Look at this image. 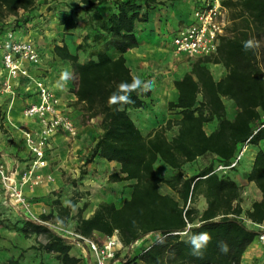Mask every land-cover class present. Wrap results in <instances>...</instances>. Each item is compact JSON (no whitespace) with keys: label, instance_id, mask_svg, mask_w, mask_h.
<instances>
[{"label":"trees","instance_id":"1","mask_svg":"<svg viewBox=\"0 0 264 264\" xmlns=\"http://www.w3.org/2000/svg\"><path fill=\"white\" fill-rule=\"evenodd\" d=\"M37 1L0 0V22L13 15L14 28L25 25ZM79 1L85 5L87 32L74 52L65 44L54 45L53 52L71 65V92L81 120L86 123L99 118L101 132L83 164L94 157L115 161L118 171L110 173L107 180L133 182L129 198H124L120 207L101 201L88 217H83L88 206V201H84L71 215L84 194L76 190L65 204L57 195L51 201V210L39 214L38 219L58 221L61 225L74 219L75 231L85 237H93L94 232L106 237L115 234L125 248L115 258L124 264H246L242 261L243 252L264 231L247 226L239 217L242 186L232 176L242 158L224 171L216 167L229 166L244 145L257 146L250 169L242 175L259 189L261 199L252 202L245 215L256 225L264 223V149L259 146L264 140V0H222L228 24L217 54L228 63V73L215 80L205 65L214 55L195 58L189 71L172 81L177 98L168 101L166 109L174 113V118H167L145 135L130 111L146 108L144 98L149 90L125 87L137 80L123 53L138 45L136 24L146 22L149 10L159 2ZM58 23L65 33L76 28L72 9L60 14ZM248 40L258 42V46L245 51L243 43ZM88 48L85 60L79 61L78 52L85 53ZM110 49L119 55L111 58L107 53ZM124 96L127 101L121 99ZM224 99L235 108L232 118L227 117ZM213 120L217 121L216 128L206 133L204 124ZM174 127L169 136L167 132ZM198 158H206L207 163L188 175L184 167ZM157 163L170 172L160 176ZM83 174L84 170H80L78 179L68 176L66 180L76 187ZM161 184L169 192H162ZM200 195L205 200L201 211L193 205ZM15 229L24 237L43 233L46 242L31 248L52 254L57 264H79L80 259L70 254V240L49 225L26 218ZM186 229V235L180 234ZM203 232H208L212 240L199 258L192 255L189 240ZM139 240L142 245L136 248L133 245ZM220 241L229 246L227 254L220 251Z\"/></svg>","mask_w":264,"mask_h":264},{"label":"crops","instance_id":"2","mask_svg":"<svg viewBox=\"0 0 264 264\" xmlns=\"http://www.w3.org/2000/svg\"><path fill=\"white\" fill-rule=\"evenodd\" d=\"M158 2L153 9L149 10L148 20L136 24L138 45L126 50L123 56L136 80H142V75L148 69H152L154 61L161 63L158 71L155 69V76L151 77L155 88L152 96L156 100H162L166 106L168 101H175L177 98V91L173 87L172 81L180 78L190 69V66H188L180 75L172 77L166 68V64L162 63L163 55L167 51H171L168 36L170 35L171 37L179 27L190 21L192 10L197 0H158ZM71 9L77 26L65 33L63 26L58 23V17ZM84 13L85 5L79 0H38L35 9L29 13V21L25 25L15 28L17 38L29 39L41 50V69H34L32 73L38 74L41 70L45 71L47 81L51 87L63 102H69L74 109L76 120L80 125V131L75 139H69L59 134L53 136L52 150L46 156L45 166L37 171L38 178L34 183L23 187V194L29 202L30 213L28 214L20 205H13L16 211H11L10 214H7L12 221L22 220L23 222L26 218L36 219L39 214L48 213L51 210V201L57 195H59L60 201L65 204L76 190L85 191L82 190L80 184L74 187L66 180L68 176L71 178L79 177L80 170H84V177H90L92 173L100 172L102 176H106V180L110 173L118 171L119 164L117 162L106 161L99 157H94L93 161L85 165L81 164L85 158L89 157L90 148L101 132L98 127L99 118H92L86 123L81 120V111L79 106L74 105L75 96L71 92L74 79L71 65L69 62L61 60L53 52L54 45L62 44L67 45L68 49L74 52L75 46L81 42V37L87 32L84 27ZM19 15L22 14L20 13ZM14 19L15 16L11 15L0 22V29H2V25L12 23ZM107 53L111 58H116L119 55V52L115 49H110ZM212 57V60L205 63V65L213 78L218 80L228 73V63L219 54ZM78 59L81 62L85 60L84 53L81 51L78 52ZM5 77V71L0 65V155L3 156L8 166L18 172H22L27 169L31 161L30 153L22 138V130L30 127L31 123L22 114L25 105V101L21 97L22 91L17 89L14 98H10L7 93H2L1 83ZM150 85L151 83L146 81H142L139 84L143 90ZM225 100L230 103V109L229 105L225 104L227 117L232 118L235 108L230 100L224 99V103ZM216 126L217 121L213 120L204 124V130L206 133H210ZM139 129L144 135L152 130L143 133L141 128ZM259 146L264 149V140L259 142ZM256 150L257 146L246 145V150L242 157L245 170H241L238 167V171H235L232 178L242 186V213L239 216L240 219H243L247 226L264 231V223L256 225L245 215V211L250 208L252 202L261 199L259 189L253 182L247 181L242 175L243 172L250 169ZM199 159L192 164H188L193 165L192 170L197 168L196 164L199 163ZM63 174L65 178L62 176ZM107 181L105 187L99 186L91 192L87 199L84 196L81 197V200L72 208L71 215H75L77 208L84 201H88V206L82 213L83 217H88L101 201L113 202L116 207H120L124 198H129L130 184L133 181ZM0 190L5 197L1 184ZM54 192L58 194L54 196ZM83 193L85 195V192ZM122 194L123 199H120L119 197ZM116 198L119 199L117 203ZM22 222H19V224ZM94 234L102 235L99 232H94ZM34 238H37L35 234L24 237L15 227L7 228L0 225V264H11V259L15 261L18 257L20 258L18 264H57L52 254L31 248L32 245H35ZM80 248V255L74 253L72 247L70 254L78 257L80 259L79 264H83L84 261L87 262L86 251L84 247L80 246ZM24 251H27V254ZM36 252L38 253L37 258L34 259L33 256ZM21 254H24L25 257L23 258ZM262 260H264V244H261L258 237H255L243 252L242 261L246 264H257Z\"/></svg>","mask_w":264,"mask_h":264},{"label":"built area","instance_id":"3","mask_svg":"<svg viewBox=\"0 0 264 264\" xmlns=\"http://www.w3.org/2000/svg\"><path fill=\"white\" fill-rule=\"evenodd\" d=\"M226 22L227 8L222 4V0H197L190 21L171 35L172 54L190 59L216 55ZM0 34V65L6 74L1 83V91L7 93L10 98L16 96L17 89L22 91L21 97L25 101L22 114L31 123L30 127L22 130V138L31 157L29 166L18 172L8 166L0 155V184L11 204L20 205L30 213L23 187L34 183L38 178L37 171L45 166L46 156L52 150L53 136L59 134L75 139L79 134L80 125L70 103L63 102L47 81L45 71L32 73L34 69H41L42 52L37 45L29 39L17 38L11 23H5ZM245 150L246 145L229 166L217 165L216 170L224 171L235 166ZM35 220L57 230L70 240L71 244L85 247L93 256L94 264H124L115 258L119 243L115 234L105 236L99 244L93 237L82 236L75 229L65 228L58 221L38 218ZM189 227L190 224L187 229ZM187 229L180 234L186 235ZM258 240L264 244V232L258 235Z\"/></svg>","mask_w":264,"mask_h":264},{"label":"rangeland","instance_id":"4","mask_svg":"<svg viewBox=\"0 0 264 264\" xmlns=\"http://www.w3.org/2000/svg\"><path fill=\"white\" fill-rule=\"evenodd\" d=\"M224 32H225V30H224ZM168 37H169L168 39L170 41V38H171L170 35ZM262 47H264V41H262ZM89 51H90V48H88L85 51V53H84L85 58L87 57V54ZM162 61H163L162 63L166 64V68L170 72L171 76L176 77V76L180 75L183 71H185L188 68V66H190V63L192 61H194V59L186 58L185 56H174L172 54V52L169 50L165 53V55H163ZM160 64L161 63H159V62L157 63V61L156 62L154 61L153 67H151L152 69H148L145 72V74L142 75L143 76L142 80L138 79L139 82L146 81L148 83L149 82L151 83L150 86H147L145 88V90H149L148 95L145 96V99L147 102L146 108L134 109V110L130 111V115H131L132 119L134 120L135 124L139 128H141L143 133L148 132L149 130L157 127L159 124L164 123V121L167 118H174V113L170 112L166 109V106L164 105L163 101L162 100H156L152 96L153 89H155V88H154L153 78H151V77L155 76L154 72L158 71ZM155 69H156V71H155ZM228 102L225 100V104H227V106L229 105V109H230V103H228ZM174 130H175V127L172 130H169L167 132V134L170 136L171 134H173ZM91 149H92V147L90 148V152L88 153L89 156L91 155ZM206 163H207L206 158H200L199 163L196 164L197 168L192 170L193 165H186L184 167L185 172L187 174H190V175L194 174L197 169H200V167ZM81 164H83V162ZM239 167L241 168V170H245V166L243 165V163ZM155 168H156L157 173L160 176H165L168 172H170V169H167L166 167H164L160 163H157L155 165ZM104 174H105V172H104ZM62 176H63V178H65L64 174ZM75 178L78 179L79 177H75ZM106 181H107L106 176H102L100 174V172H96V173H92L90 177H84L82 175V177L78 180V184H80L82 186L81 187L82 190H85L82 192H85V195H83V196L87 199V197H89L91 192L96 190L99 186L105 187ZM86 185H88L90 187H87ZM160 188H161L162 192H169V189L164 184H161ZM56 194H58V193L57 192L53 193L54 196ZM119 198L123 199V194ZM118 201H119V199L116 198V203ZM193 205L199 211H201L205 207L204 198L201 195L198 196L197 199L195 200V202L193 203ZM11 211H16V209L13 207V204L11 205V203L4 197V195L1 193V190H0V225L1 226L9 228V227H17V226H20L22 224V223L19 224V222H22V220L12 221L10 219V217L7 214H10ZM49 221H51V220H49ZM242 221H244V220L242 219ZM62 226H64L65 228L74 230V226H75L74 219L68 220V223L66 225H62ZM36 236L38 239L34 238V244L35 245H37L38 242H41V243L46 242V237L43 233L37 234ZM93 238L99 244L102 243V241L105 239V237L103 235H95V234L93 235ZM141 245H142V240H139L133 246H136V248H137V246H141ZM72 248H73L74 253L79 254V249H81L80 246H76V245L72 244ZM84 249L86 251V258H87L88 264H94L93 256L89 254V252L87 251V249L85 247H84ZM116 250L120 253L125 252V248H122V246L119 243L117 244ZM24 252H26V254H27V251H24ZM37 254L38 253L36 252L35 255L33 256L34 259L37 258ZM21 256L23 258L25 257L24 254H21ZM19 260H20L19 257L15 261H13L11 259V262H12L11 264H18ZM83 264H86V261H84ZM257 264H264V263H262V261H260Z\"/></svg>","mask_w":264,"mask_h":264},{"label":"clouds","instance_id":"5","mask_svg":"<svg viewBox=\"0 0 264 264\" xmlns=\"http://www.w3.org/2000/svg\"><path fill=\"white\" fill-rule=\"evenodd\" d=\"M257 46H258V42L254 41V40H248V41H245L243 43V48L245 51L252 50ZM139 84H140V82H139V80H137L136 82H134L133 85L125 86V87H128L130 89H135L136 87H139ZM121 99L127 101L128 97L124 96V97H121ZM211 240H212V237L208 232H203V233L192 235L190 237V240H189V243H190L191 248H192V255L199 257V258H202L203 253H204V249L211 242ZM218 247L222 253L227 254V252L229 251V246L224 241H220L218 243Z\"/></svg>","mask_w":264,"mask_h":264}]
</instances>
